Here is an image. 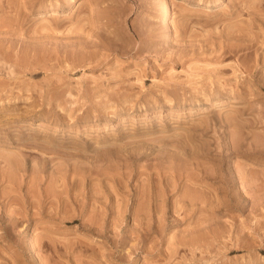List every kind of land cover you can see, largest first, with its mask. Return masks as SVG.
Masks as SVG:
<instances>
[{
    "label": "rangeland",
    "instance_id": "1",
    "mask_svg": "<svg viewBox=\"0 0 264 264\" xmlns=\"http://www.w3.org/2000/svg\"><path fill=\"white\" fill-rule=\"evenodd\" d=\"M159 1L0 0V264H264V0Z\"/></svg>",
    "mask_w": 264,
    "mask_h": 264
},
{
    "label": "bare ground",
    "instance_id": "2",
    "mask_svg": "<svg viewBox=\"0 0 264 264\" xmlns=\"http://www.w3.org/2000/svg\"><path fill=\"white\" fill-rule=\"evenodd\" d=\"M161 4H159V8H160V6H162V11L163 10H166V2H165V0H160L159 1ZM161 9V8H160ZM168 14V13H167ZM162 15H163V13H162ZM167 16V15H166ZM188 180V179H187Z\"/></svg>",
    "mask_w": 264,
    "mask_h": 264
}]
</instances>
